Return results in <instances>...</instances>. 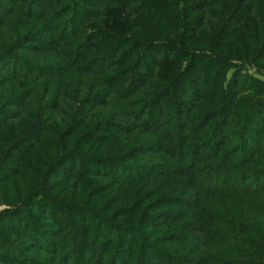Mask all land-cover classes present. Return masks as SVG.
I'll return each instance as SVG.
<instances>
[{
  "label": "trees",
  "instance_id": "16d2710c",
  "mask_svg": "<svg viewBox=\"0 0 264 264\" xmlns=\"http://www.w3.org/2000/svg\"><path fill=\"white\" fill-rule=\"evenodd\" d=\"M239 57L264 68V0H0V264H264L262 224L202 205L264 219V82L222 85ZM187 83L215 102L191 120Z\"/></svg>",
  "mask_w": 264,
  "mask_h": 264
},
{
  "label": "rangeland",
  "instance_id": "374dc122",
  "mask_svg": "<svg viewBox=\"0 0 264 264\" xmlns=\"http://www.w3.org/2000/svg\"><path fill=\"white\" fill-rule=\"evenodd\" d=\"M107 1V0H105ZM20 5H22V2L20 3ZM147 7H143V8H146L148 11H141V14H148V16L151 18H155V16L157 17V14L155 13H151L150 12V9L149 8H152V9H155L158 11L157 9V4L156 3H153V2H150L148 4H146ZM15 7V6H14ZM138 7L137 6H134V8ZM8 16H6L5 20L4 21H7L8 20ZM10 21V20H9ZM205 26L200 28V30L196 33V37L199 38L200 36H205L206 33L204 32H208V28L210 26V24H207V23H204ZM191 30H188L189 34L191 35ZM239 31V30H238ZM240 32H238V35L240 36ZM211 36V34L209 35ZM245 41V40H244ZM246 41H248L246 39ZM203 47V46H202ZM256 50L255 48H253L252 50V53H251V57L253 58L254 54H255ZM158 58H161L162 56H164L163 53L161 52H158L155 54ZM241 57L239 58H235L233 59V62H232V68L231 70L228 72L227 74V78L225 80V82H222V85H224V88H227L228 86V83L231 79V76L233 75V73L239 69V67H242L243 69V73L244 74H247V75H250L252 78L254 77L255 80H258V81H262L264 82V68H261L259 67L258 65L254 64V63H250V62H246L244 63L243 61H241ZM264 65V64H263ZM156 73H159L160 70L155 67L154 68ZM215 87V85L213 84V82H209L207 84H204L202 86H200V89H199V93H206V91L208 89H213ZM249 87V86H248ZM185 89H187L186 91H188V93H184V89L180 90L176 95L177 99L178 100H181L184 102V97L186 98L187 102H185V104L182 106L184 110H186L187 112H189V115H190V120L195 118V117H198L199 115H201L203 113V111L205 109L209 110L210 106L209 105H214L215 102H208L206 103L205 100H204V96H199L198 98H192L190 96V91L193 89L192 88V83H187L185 86H184ZM237 90L239 91L238 93V96L241 97L243 95V93H245L246 95H249V91H252L251 90H247V88L244 90L243 88V84H240L238 87H237ZM204 95V94H202ZM169 102V101H168ZM170 103V102H169ZM235 109L238 107V106H234ZM205 114V112H204ZM261 116L260 117H263V114H260ZM230 119H232L230 116H229ZM165 119V118H164ZM263 118H258V119H255L254 121V127L257 129V131L261 130V133L260 135H254L255 138H257L259 141L258 143L260 142V139L263 137V134H264V129H262V124H261V121H262ZM191 123V122H190ZM261 124V125H260ZM196 126H197V129L201 128V127H204L202 122L201 121H196ZM231 130L230 127H226L222 132H221V135H225V133H229ZM212 127L209 128L207 127L205 129V134L206 135H199L197 136L198 140H194L193 142H190V144H195V145H201V146H205L206 143V139L209 138V135L212 133ZM224 136H222L223 138ZM221 138V137H220ZM236 142H233V144H225V147H229V150H232V147L233 145H235ZM260 145V143H259ZM214 151V148H212V150H210L209 152H204V154H202V156L198 159L199 162H202L201 164L202 165H209L211 163H213V160H215L214 158H211V157H208L210 154L214 153L212 152ZM244 155H246L245 153H243ZM240 157V156H239ZM239 157L237 159H239ZM206 170H205V175L209 176L211 174V172L213 171L211 169V167H205ZM210 170V171H209ZM240 171H244V169H238V168H229V176H236L238 175V173H240ZM128 178L132 177V174L130 173H127V176ZM214 178V177H212ZM224 179L227 178V177H223ZM97 199H99L100 201V198H94V202L97 201ZM220 198H216V199H211L209 201H204V203L202 205H204V208L203 210L204 211H207L209 210L211 213L217 215V216H220V217H223V216H226V215H230L231 218H233V213L235 211H242V213L244 215H249L247 217H250L254 220H256L258 223L262 224L263 227H264V224L262 222V220H264L263 218H261L259 216V218H253V212H250L249 211V207H247L245 205V201L242 202L240 198H226V199H223V200H220ZM197 201V200H196ZM238 204H242V206H238ZM99 206H101L102 204H97ZM107 205L111 206V204H106L105 205V208H109ZM7 207L6 206H0V212L3 211L4 209H6ZM171 209H176V208H171ZM176 210H179V209H176ZM183 210H180L179 212L181 213ZM264 230V229H262ZM217 233V231H215ZM207 244H209L210 246L213 244L214 246H211L212 247V253H221L223 255H226L227 253H229L227 250L228 249H222L221 247H219L218 245H216V243H212V241L210 239L207 240ZM241 246V244H239ZM242 247V246H241ZM208 248V246H206V249ZM217 257V256H216ZM256 257H259L261 259L264 260V253L263 252H258V256Z\"/></svg>",
  "mask_w": 264,
  "mask_h": 264
}]
</instances>
